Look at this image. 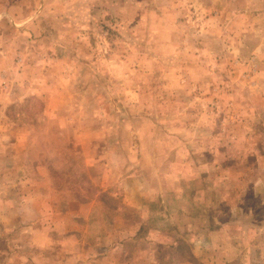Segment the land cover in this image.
Returning <instances> with one entry per match:
<instances>
[{
    "label": "rangeland",
    "instance_id": "1",
    "mask_svg": "<svg viewBox=\"0 0 264 264\" xmlns=\"http://www.w3.org/2000/svg\"><path fill=\"white\" fill-rule=\"evenodd\" d=\"M0 264H264V0H0Z\"/></svg>",
    "mask_w": 264,
    "mask_h": 264
}]
</instances>
